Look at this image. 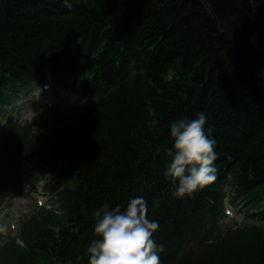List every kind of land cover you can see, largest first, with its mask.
I'll list each match as a JSON object with an SVG mask.
<instances>
[{
    "label": "trees",
    "instance_id": "obj_1",
    "mask_svg": "<svg viewBox=\"0 0 264 264\" xmlns=\"http://www.w3.org/2000/svg\"><path fill=\"white\" fill-rule=\"evenodd\" d=\"M46 72L85 102L0 123V207L26 192L24 163L54 180L51 210L15 238L0 227V264H88L92 211L133 196L159 222L161 264H264V219L249 212L264 207V0H0V114ZM197 112L216 179L177 197L162 146ZM227 190L249 221L228 220Z\"/></svg>",
    "mask_w": 264,
    "mask_h": 264
},
{
    "label": "clouds",
    "instance_id": "obj_2",
    "mask_svg": "<svg viewBox=\"0 0 264 264\" xmlns=\"http://www.w3.org/2000/svg\"><path fill=\"white\" fill-rule=\"evenodd\" d=\"M206 121V114L197 112L195 118L181 117L168 124L171 143L162 146L169 157L163 174L176 183L174 196L191 194L216 179L217 142L213 130L205 128ZM147 212L143 196H133L124 206L105 203L93 210L96 238L87 245L88 264H161L163 245L153 238L159 222L149 219Z\"/></svg>",
    "mask_w": 264,
    "mask_h": 264
},
{
    "label": "rangeland",
    "instance_id": "obj_3",
    "mask_svg": "<svg viewBox=\"0 0 264 264\" xmlns=\"http://www.w3.org/2000/svg\"><path fill=\"white\" fill-rule=\"evenodd\" d=\"M52 94H53V97L57 98V101H56L57 104H59L58 101L61 97H64V96L70 97V95L67 94L66 91H64L61 87H58V86L53 87ZM42 98H43V95H42L41 88L39 87V85H36V84L33 85L29 94H25V93L21 94L17 99H13L11 104L7 105L2 110V113L0 114V121L7 118V115L11 113L15 117H18L19 120H21V121H27V122H31V123H39V122L47 121L50 118H52L51 115L54 114L55 111L62 110L63 105H59L56 107L44 106L41 103ZM75 102L77 103V98H76ZM67 103H68V101H67ZM29 168H30V166H28L27 177H32V178L35 177V173L32 170H29ZM32 180L33 179H27V182H26V184H30V189H32V190H34L33 185L43 186L45 184V182H43V181H40L37 184H35V183H33ZM35 194L36 195L38 194V192L36 193V189H35ZM233 196H234V193L232 191H227L226 203L229 202L230 199L233 198ZM30 198H33V197H30ZM43 198H44L43 201L45 202V204H47V202H48L47 196L44 197V195H43ZM32 203H33V201H32ZM32 203H30L26 207L29 209V213L31 212L30 210L32 209V207H31ZM17 205L18 204L14 203V201H13L10 211H8L5 207L3 209H1V211H0V227L2 228V232H3L4 236L8 235V232L6 230L7 229L6 228L7 223H9L11 221L12 222L17 221L19 224V221L21 220L20 219L21 213L18 211ZM232 212L234 214L237 213L236 217L238 220L242 217V213H239L240 207L232 209Z\"/></svg>",
    "mask_w": 264,
    "mask_h": 264
}]
</instances>
